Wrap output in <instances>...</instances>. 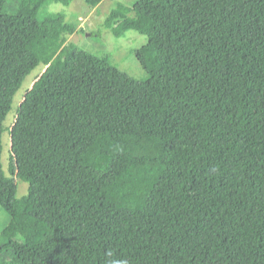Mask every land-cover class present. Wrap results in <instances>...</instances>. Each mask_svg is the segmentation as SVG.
Here are the masks:
<instances>
[{"label":"trees","instance_id":"1","mask_svg":"<svg viewBox=\"0 0 264 264\" xmlns=\"http://www.w3.org/2000/svg\"><path fill=\"white\" fill-rule=\"evenodd\" d=\"M6 1L53 68L8 129L0 264H264V0L118 3L103 26L146 38L141 79L67 41L84 30L48 6L72 0Z\"/></svg>","mask_w":264,"mask_h":264},{"label":"rangeland","instance_id":"2","mask_svg":"<svg viewBox=\"0 0 264 264\" xmlns=\"http://www.w3.org/2000/svg\"><path fill=\"white\" fill-rule=\"evenodd\" d=\"M134 0H102L92 7L84 0H72L65 7L51 3L49 8L65 14L66 20L78 21L79 31L68 37L67 41L97 55L108 56L111 63L137 79L142 67L136 59L135 50L145 43L146 38L135 31H128L124 37L114 38L103 26L104 18L118 3L129 5ZM17 0H7L6 6L16 4ZM52 64L37 62L23 51L0 21V165L6 175L9 173L10 137L8 129L13 122L15 111L23 93L34 78L52 69ZM144 71V70H143ZM15 197L27 191V183L14 177ZM10 219V214L0 206V231Z\"/></svg>","mask_w":264,"mask_h":264}]
</instances>
